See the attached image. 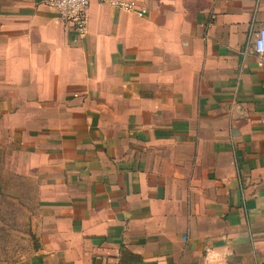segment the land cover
Returning <instances> with one entry per match:
<instances>
[{
    "label": "crops",
    "instance_id": "1",
    "mask_svg": "<svg viewBox=\"0 0 264 264\" xmlns=\"http://www.w3.org/2000/svg\"><path fill=\"white\" fill-rule=\"evenodd\" d=\"M138 5L75 41L0 0V142L44 189L19 264H264V0Z\"/></svg>",
    "mask_w": 264,
    "mask_h": 264
},
{
    "label": "rangeland",
    "instance_id": "2",
    "mask_svg": "<svg viewBox=\"0 0 264 264\" xmlns=\"http://www.w3.org/2000/svg\"><path fill=\"white\" fill-rule=\"evenodd\" d=\"M11 155L0 142V264H19L34 255L45 234L44 189Z\"/></svg>",
    "mask_w": 264,
    "mask_h": 264
},
{
    "label": "built area",
    "instance_id": "3",
    "mask_svg": "<svg viewBox=\"0 0 264 264\" xmlns=\"http://www.w3.org/2000/svg\"><path fill=\"white\" fill-rule=\"evenodd\" d=\"M39 3L55 11L59 22L69 25L73 39L82 37L87 27V9L91 1L111 4L118 10L131 11L141 17L146 12L143 6H139L140 0H38ZM252 46L257 54L264 53V27H260L255 33Z\"/></svg>",
    "mask_w": 264,
    "mask_h": 264
}]
</instances>
